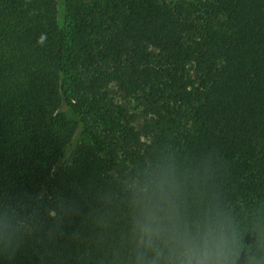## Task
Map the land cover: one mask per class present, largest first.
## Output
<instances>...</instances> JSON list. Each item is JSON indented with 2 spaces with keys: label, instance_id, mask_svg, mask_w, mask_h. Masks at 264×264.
Masks as SVG:
<instances>
[{
  "label": "trees",
  "instance_id": "trees-1",
  "mask_svg": "<svg viewBox=\"0 0 264 264\" xmlns=\"http://www.w3.org/2000/svg\"><path fill=\"white\" fill-rule=\"evenodd\" d=\"M162 157L264 264V0H0V264H130Z\"/></svg>",
  "mask_w": 264,
  "mask_h": 264
},
{
  "label": "clouds",
  "instance_id": "clouds-1",
  "mask_svg": "<svg viewBox=\"0 0 264 264\" xmlns=\"http://www.w3.org/2000/svg\"><path fill=\"white\" fill-rule=\"evenodd\" d=\"M184 187L171 157L126 180L130 264H231L236 241L231 223L218 215L190 222L184 213Z\"/></svg>",
  "mask_w": 264,
  "mask_h": 264
},
{
  "label": "rangeland",
  "instance_id": "rangeland-1",
  "mask_svg": "<svg viewBox=\"0 0 264 264\" xmlns=\"http://www.w3.org/2000/svg\"><path fill=\"white\" fill-rule=\"evenodd\" d=\"M135 103H132V106L134 107ZM139 110V109H138Z\"/></svg>",
  "mask_w": 264,
  "mask_h": 264
}]
</instances>
